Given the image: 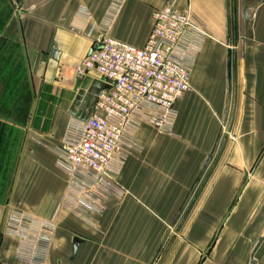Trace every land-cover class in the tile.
Listing matches in <instances>:
<instances>
[{"label":"crops","instance_id":"1","mask_svg":"<svg viewBox=\"0 0 264 264\" xmlns=\"http://www.w3.org/2000/svg\"><path fill=\"white\" fill-rule=\"evenodd\" d=\"M168 2L209 35L172 133L140 127L118 173L126 194L92 224L56 212L68 178L54 150L104 87L76 77L83 31L140 48ZM12 210L54 218L45 264H264V0H0V264H19L3 233Z\"/></svg>","mask_w":264,"mask_h":264},{"label":"built area","instance_id":"2","mask_svg":"<svg viewBox=\"0 0 264 264\" xmlns=\"http://www.w3.org/2000/svg\"><path fill=\"white\" fill-rule=\"evenodd\" d=\"M120 6L117 3L110 15L115 16ZM152 20L140 48L112 38L96 23L83 31L91 39L90 54L74 67L76 77L93 72L104 87L91 116L86 121L70 120L54 150L68 178L56 212L92 224V216H100L108 200L126 194L118 173L130 154L139 150L140 127L172 133L175 105L191 91L190 60L209 35L190 10H178L173 2L155 9ZM55 229L54 218L41 220L14 210L3 225L4 235L17 240L19 264H45Z\"/></svg>","mask_w":264,"mask_h":264},{"label":"water","instance_id":"3","mask_svg":"<svg viewBox=\"0 0 264 264\" xmlns=\"http://www.w3.org/2000/svg\"><path fill=\"white\" fill-rule=\"evenodd\" d=\"M89 54H90V51L88 52L87 55H89ZM54 55H55V54H54ZM78 244H79L78 240L75 239V240L73 241V248H72L73 254L75 253Z\"/></svg>","mask_w":264,"mask_h":264}]
</instances>
